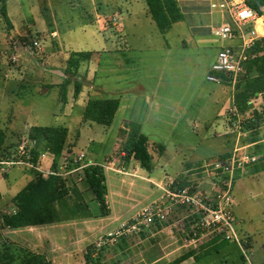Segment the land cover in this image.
Segmentation results:
<instances>
[{"label":"crops","instance_id":"1","mask_svg":"<svg viewBox=\"0 0 264 264\" xmlns=\"http://www.w3.org/2000/svg\"><path fill=\"white\" fill-rule=\"evenodd\" d=\"M4 1L7 5L10 0ZM62 1L64 0H26L24 5L25 12H31L30 7L34 5L36 9L39 8L38 11H41L39 5H42V3H44L43 6L45 10L48 11V17L43 16L42 12H38L37 15L35 14V17H27L34 20V23L30 22L23 25L21 23V18L24 14L15 16V19L14 16H9V20L14 26V29L19 30V28H21L20 26H25L23 32L26 31L29 33V28H35L37 29L36 34H41L39 38H34L31 33H29L30 35H23L21 37L22 40L31 37L32 39L34 38L33 40L39 41L41 49L35 55L39 57L38 61L33 57L27 56L29 59L31 58L30 60L32 63L36 64V67H31L27 59H24L22 60L23 62L26 60L24 63H21V60H19L20 68L15 71H18L21 78H23V83L24 81L38 83L42 85L45 90L50 89L58 91L61 108L56 112V116L60 117L61 121L58 125L46 126L63 127L68 131L66 144L61 153V157L58 158V164L67 154H83L86 162L95 164H102L107 157L111 156L117 161L124 163L129 171H137V176H122L111 171H103L104 175L108 172L115 176L111 182H109L105 176L107 186L106 200L109 208V215L106 217H101L100 209L85 180L84 174L71 176L65 183L66 185L69 184L76 188L87 205L90 217L15 230L3 228L1 223L0 255L3 253L4 249L11 248L27 253L31 256V259L33 257L43 258L50 264H55L63 260L70 262L71 260H76L79 255H82L84 264H86L84 254L91 245L93 248L101 237L118 229L123 223L130 220L139 210L157 198L156 190L158 191V189L153 184H158L162 182L165 177H168L175 179L178 185L182 187L188 186L186 185L188 181H193L192 184H197L201 188L209 187L210 180L209 182L207 181L205 187L203 185L204 181L196 179L195 174L191 173V171L199 169L203 174L208 176V173H206L208 172L206 169L207 165H209L213 159L224 158L232 150L234 143L231 140H227L233 133L231 122L228 120L227 111L233 104L234 94L231 89L228 101L217 113V118H224V121L221 122V126L210 132L213 133L214 137L213 139L211 138L210 142L212 144L208 147L216 149L212 154H204L198 152L197 148H191L189 149L191 151L187 157L183 155L181 158L179 150L175 145L172 152L168 154V147L160 144L161 139L155 138L156 135L154 132L146 133L145 128V124L147 123L157 128L165 116L171 115L161 108H169L170 110L171 106V110L178 113L175 102L169 101L171 97L164 92V89L170 85L164 83L168 78V70H164L163 73L158 74V79L154 82L143 83L139 81L138 85L140 86H134L131 95L120 94L122 91L119 89L120 86L129 82L126 76L128 74L124 72V70L128 69L130 66H136L135 63L142 59V57L139 56V52L148 54V56H146L148 57V61H152L156 55H158L162 61H167L173 58L177 52L179 53L178 56L183 60L182 62H187L190 58L188 56L193 55L195 56L193 65H197L200 68H208V70H210L211 65L216 60L217 52L222 46H218L217 43L214 45L212 40L213 38H218L215 36L214 31L221 22L220 15L210 8V3L214 2V0H176L183 15L182 21L172 25L171 29L166 34L159 33L161 35L160 37L164 39L163 45H160L157 49L154 47H145L146 50L143 51H138V47L129 44V34L127 33L128 25L132 27L141 26V19L138 17L139 15H137L140 10H142L141 12L145 19H150L146 7L140 4L142 0H87L89 4L85 10L83 9L82 15L84 16L81 15L83 27L90 28L93 24L94 26L96 25L97 31L105 34L106 29L101 26L103 18L109 17L110 19H116V21L112 23L114 27L113 33L111 35L108 34V37L102 35L99 38L105 44L104 50L110 54L109 60H111V68L114 65L115 80L113 85L114 91L112 92L103 89L100 83L101 79L97 81V69H100V65L98 64L99 60L96 58L98 52H91L92 50L81 51L76 48L70 49V44L65 42L62 33L58 30V15L56 12L61 8ZM15 2L18 8H20L19 4H21V8L23 7V3L17 2V0H15ZM66 5L70 10L72 9L70 3L67 4L66 2ZM139 7L141 8L140 10H138ZM109 10H111V13ZM40 14L42 15L41 17ZM120 21H122L121 24ZM120 27H122L121 30ZM106 41L111 42L110 47H106ZM154 52H156V55H154ZM80 53L88 54V59L81 61L76 69L69 70L67 62L70 56ZM105 68L109 67L106 66ZM142 69L145 70L147 75L152 77V68H147V65H145ZM103 71L105 72L106 70L104 69ZM106 75L108 74H105V76ZM65 82H67V85L63 88L62 85H64ZM76 83L81 84V90L77 96H74V87ZM141 86L147 88H145L147 93L144 98L138 99L136 91H138ZM200 87L201 86H197L196 91L199 92ZM62 92H65L64 101L61 100ZM112 98L119 100V106L110 126L105 127L83 119V112L89 99ZM258 100L263 102L264 95H259ZM188 106L189 105H187V107ZM251 109L258 113L262 112H260L261 109H258L254 104H251ZM75 120L80 121V123H82L81 126L87 125L92 127V124H96L102 127L100 129V137L97 139H90L86 149H77L76 143L78 134L71 135L70 124ZM262 121L264 123V118L261 119V122ZM263 123L261 126H264ZM133 124L140 126V132L147 137L151 148L157 144L164 147V151L161 155L153 151L151 152L153 159L152 170L150 172L140 168L138 163L133 159H126L122 134L127 133L130 126ZM33 126L38 125H27L26 132L22 134L21 139H29L28 132ZM259 126H257L258 129L261 128V126ZM251 131H253V129L246 131L242 137H245L251 133ZM208 137L207 134L204 135L200 143L206 141ZM248 140L250 142L245 143L244 146L254 147L260 143H264V139H260L261 141H259V139L254 137H250ZM260 154L261 153H259V155ZM52 159H54V157L48 155L44 162L45 168L51 169L54 167V160ZM156 160L157 163L155 164ZM256 164H258L256 166L264 167V165H260L259 162ZM159 167L160 169H158ZM253 168L254 166H250L245 172L237 174L233 186L234 189L240 190V188L236 186L238 183L242 184V187L245 188L246 180L244 179L248 175L254 179L253 182L255 183H259L262 180L264 169L255 172L252 171ZM167 169L175 170V174L169 175ZM12 171H14V168L0 176V181L2 183L6 181L5 186L2 189L0 188V216L12 215L16 212L14 205L11 203L12 198L37 175L30 170L16 169L17 172H15L10 179L9 176ZM160 171H162V174ZM3 193L11 194L7 196L8 198L6 201L3 200ZM95 203L97 204L96 210L93 209ZM117 208L121 210L120 213L117 212ZM170 227L169 225H164L158 228H151L141 236V238L145 237L146 240H150L151 245L149 251L151 258L148 262L149 264H173L174 262H177L175 264H196L200 260V257H205L213 253L220 257L218 260L220 264H264V243L255 246L253 233L249 231L250 229L245 225L243 220L239 219L236 231L239 238L245 243L246 257L242 254L239 246L233 242L211 240L206 242V246L199 244L198 248L191 247L189 250H187L188 248L183 242L180 245L177 244L178 239L175 240L174 237V241L171 237H168L167 239H161L160 242L155 243V241H157L156 238L162 237L164 234L171 231ZM172 227L178 228V226ZM177 230L179 232V229ZM134 240L135 239L123 243L121 242L119 247L124 249L126 243L135 242ZM232 244L235 246H231ZM235 251L236 259H231ZM186 254H191V257L179 261V259ZM30 261H33V259ZM20 264H22V262H20ZM23 264H28V262H24Z\"/></svg>","mask_w":264,"mask_h":264},{"label":"rangeland","instance_id":"2","mask_svg":"<svg viewBox=\"0 0 264 264\" xmlns=\"http://www.w3.org/2000/svg\"><path fill=\"white\" fill-rule=\"evenodd\" d=\"M17 2L23 3V7L21 8V4H19L20 8H18L15 0H10L7 5L4 0H0V130L5 134V153L15 150L14 148L17 147L20 142L22 134L26 132L27 125L54 126L58 125L61 121L60 117L56 116V112L61 108L58 91L50 89L45 90V88L38 83H29L25 81L23 83V78H21L18 71H15L20 68L19 60H21V63H24L26 61L23 62L22 60L24 59H27V62L31 67H36V64L32 63L30 60L32 57L28 53L27 44H29L34 38L41 37V34H36L37 29L29 28V33H31L34 38L32 39L31 37H28L26 40H22L21 37L23 35H28L29 33L26 31L23 32L25 26H20L21 28H19V30L14 29V26L9 20V16H14L15 19V16L24 14L25 16H22L21 23L25 25L30 22L34 23V20L29 18L35 17V14L37 15L38 12H42L43 16L48 17V11L45 10V7L43 6L44 3H42V5H39L41 11H38L39 8L36 9V6L34 5L30 7L31 12L27 13L24 9L26 0H17ZM66 2L67 4H71V10L66 5ZM61 3V8L56 12L58 15L57 28L60 33H62L65 42L70 44V49L76 48L81 51H97L98 55H96V58L99 60L98 64L100 65V69H97V81L101 79L100 83L105 91H114V65L111 68V60H109L110 54L104 50L105 44L99 38L102 35L108 37V34L111 35L113 33L114 27L112 26V23H114L116 19H110L109 17L103 18L101 26L106 29V33L104 34L103 32L97 31L96 25L94 26L92 24L94 27L90 26V28L82 26L81 15L83 14V9L85 10L89 4L87 0H64ZM140 4L145 7L143 0ZM140 9L141 8L139 7L138 10ZM2 11L5 13H2ZM109 11L111 13V10ZM141 11L142 10L137 13V15H139L138 17L141 19V26L132 27L131 25H128L127 27L129 44L138 47V51L146 50L145 47H154L157 49L160 45L164 44V39L160 37L161 35L154 22L151 21V18L145 19ZM42 15L40 14V17ZM121 22L122 21H120V24ZM121 29L122 27H120V30ZM212 40L214 45L217 43L218 46L228 45L230 43L222 42L219 38H213ZM110 45L111 42L106 41V47H110ZM178 54L179 53L176 52L173 58H170L167 61H162V59L156 55V52H154V55H156L155 58H153L152 61H148V57H146L148 54L139 52V56L142 57V59L135 63L136 66H128L129 68L124 70V72L128 74L126 76L129 82L120 86L119 89L122 90L120 94L131 95V91L134 90V86H137L139 81H142L143 83L154 82L158 79V74L163 73L164 70H168V78L164 83L170 85L164 89V92L171 97L169 101L175 102L178 113L171 110V106L170 110L169 108H161L171 115L165 116L157 128H154L150 123L145 124L146 133L154 132L156 135L155 138L161 139L160 144L168 147V154L172 152L175 145L179 150L181 158L183 155H185L184 157H187L191 151L189 149L191 148H197L198 152L209 155L216 150L215 148L208 147L212 144L210 142L211 138L213 139L214 137L213 133L210 132H212L213 129L220 127L221 122L224 121L223 117L217 118V113L228 101L231 88L226 85H218L208 82L206 77L209 70L208 68H200L197 65H193L195 56L189 55V60H187V62H182L183 60ZM27 56L31 58L29 59ZM13 57L18 59V61L13 62ZM33 58L37 59L36 61L39 59L38 56H33ZM145 65H147V68H152V77L147 75L145 70L142 69ZM106 66L109 68H105ZM104 69L106 70L105 72L103 71ZM105 74L108 75L105 76ZM197 86H201L199 92L196 91ZM141 88L139 87L138 91H136L138 99L144 98L147 93L145 90L146 87L144 88V86H141ZM232 91L234 94L235 90ZM258 99L259 95L252 98L250 103L256 105L258 109H261V112L262 108H264V101L260 102ZM187 105L189 106L187 107ZM229 119L230 116L228 115V120ZM262 123L263 121H260L257 126H261ZM81 124L82 123L78 120H75L70 124L71 135L78 134L76 143L77 149H86L90 139H97L100 137V129L102 127L96 124H92V127L87 125L81 126ZM257 126L245 137L237 138L236 133L233 132L227 140H231L234 145L238 143V146H244L245 143L250 142L248 140L250 137L257 138L261 141L260 139H264V126L262 125L259 129ZM243 132L246 133V131ZM206 134L209 136L208 139L200 143L201 138ZM247 150L258 156L260 165H264V143L249 147ZM259 153L262 155H259ZM156 163L157 160L155 164ZM16 169L22 168H14V171L10 173V179L12 178V175L17 172ZM158 169H160V167ZM245 171L246 169L244 172ZM160 172L162 174V171ZM167 173H169V175H174L175 170L167 169ZM191 173L195 174L196 179L203 180V185L206 187L207 181L209 182L210 177L203 174L199 169H195L194 171H191ZM105 176L109 182L115 178L112 173L108 172L105 173ZM249 176L250 175L246 176L244 179L246 180L245 188L239 183L236 186L240 188V190L233 188L235 200L233 211L238 222L239 219L243 220L245 225L250 229L249 231L253 233V240L256 246L264 243V175L259 183L253 182L254 179ZM192 182L188 181V184L186 185L190 187L197 186V184L194 185ZM5 184L6 181L3 183L0 181V188L2 189ZM10 195L11 194L5 193L3 200L6 201L8 198L7 196ZM158 196L159 192L156 190V197ZM93 209H97L96 203L95 206H93ZM116 210L118 213L121 211L119 208ZM170 229L171 231L164 234L162 237L156 238L157 241H155V243L160 242L161 239L163 240L171 237L173 241L174 238L175 240L178 239L177 244L180 245L182 240L181 232H178L177 230L179 229V226L178 228L170 227ZM134 241L135 242L126 243L124 249L119 247L121 240L117 243H111L104 246L100 251H97L96 249L94 250L91 245L89 248H92L90 249V258L93 260L92 263L149 264L148 262L151 258L149 251L151 245L150 240H146L145 237H142L137 238V240L135 238ZM201 244L203 246L207 245L204 242H201ZM231 246L235 245L232 244ZM187 248V250H189L191 247ZM5 250L12 255V264H20V262L23 264L24 262L32 260L31 256L23 251L8 248L4 249L3 252H5ZM235 256L236 251L233 253L231 259H236ZM1 258L2 257L0 256V259ZM199 259L200 260L196 264H220L218 261L220 257L215 253L200 257ZM68 262L69 261L63 260L58 261L55 264H84L82 255H79L76 260ZM0 264H7V261H4L2 258Z\"/></svg>","mask_w":264,"mask_h":264},{"label":"built area","instance_id":"3","mask_svg":"<svg viewBox=\"0 0 264 264\" xmlns=\"http://www.w3.org/2000/svg\"><path fill=\"white\" fill-rule=\"evenodd\" d=\"M210 8L221 18L214 31L215 36L222 42L230 43L219 48L206 80L234 90L247 76L249 62L258 56L254 46L257 40L264 38V9L255 11L247 5L246 0H214ZM27 46L31 57L41 49L38 40H32ZM12 61L17 62L18 59L13 57ZM227 112L232 131L237 138L242 137L243 118L233 104ZM36 147L35 140L21 139L11 155L0 158V176L12 168H22L42 177L55 176L66 181L73 175L84 174L85 168L89 166L122 176H137V171H129L124 163L111 156L102 164H95L86 162L83 154H67L55 168L47 169L44 162L48 155H52L38 151L34 157ZM247 148L249 146H238L236 143L224 158L213 160L207 165L209 187H182L175 179L168 177L153 184L159 196L118 229L101 237L94 245V250L100 251L104 246L120 240H137L151 228L169 225L179 226L181 240L187 247L198 248L201 242L216 239L237 244L246 257L245 243L236 231L238 220L233 211V186L237 174L259 162L258 156Z\"/></svg>","mask_w":264,"mask_h":264},{"label":"trees","instance_id":"4","mask_svg":"<svg viewBox=\"0 0 264 264\" xmlns=\"http://www.w3.org/2000/svg\"><path fill=\"white\" fill-rule=\"evenodd\" d=\"M143 2L148 15L160 34H166L172 25L183 19L176 0H143ZM246 3L257 12L264 9V0H246ZM254 51L258 56L249 62L247 76L234 89L233 105L244 120L242 131L255 128L264 118V108L261 113H258L251 109L250 104L252 98L264 94V38L255 42ZM88 57V54L82 53L71 55L67 62L68 69H76L79 63L88 59ZM66 85L67 82L62 85L63 88ZM80 90L81 84L76 83L74 96H77ZM64 99L65 92H62L61 100L64 101ZM118 106L119 100L116 98L89 99L83 112V119L108 127L112 124ZM67 134V129L63 127H31L28 138L37 142L36 150L33 152L34 157L37 156L38 151L49 153L54 157L53 168H55L65 147ZM122 136L126 159H133L140 168L150 172L153 159L151 152L161 155L164 147L157 144L151 148L147 137L140 132V126L137 124L131 125L128 132L122 134ZM4 143L5 134L0 130V158L9 156L14 151L5 153ZM252 166H254L252 171L255 172L264 169L263 166H256V164ZM84 176L98 204L101 217L108 216L107 186L103 170L97 166H89L85 168ZM65 182V180L55 176L42 177L36 175L12 198L11 203L14 205L16 212L12 215L0 216L2 227L15 230L90 217L87 205L76 188L69 184L66 185ZM121 242L125 241L122 240ZM90 249L92 248H88L84 254L86 264H93V260L90 258ZM0 256L4 261H7V264H12L13 257L6 250ZM188 257H191V254L182 256L179 261ZM32 259L33 261H29L28 264H50L43 258L33 257ZM175 263L177 262L173 264Z\"/></svg>","mask_w":264,"mask_h":264}]
</instances>
